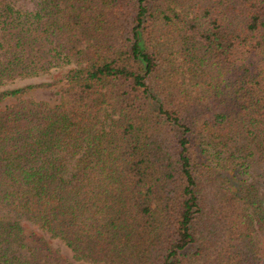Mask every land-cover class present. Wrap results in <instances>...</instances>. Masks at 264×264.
I'll return each mask as SVG.
<instances>
[{"label":"trees","instance_id":"16d2710c","mask_svg":"<svg viewBox=\"0 0 264 264\" xmlns=\"http://www.w3.org/2000/svg\"><path fill=\"white\" fill-rule=\"evenodd\" d=\"M72 64L0 91V264H264V0H0V89Z\"/></svg>","mask_w":264,"mask_h":264},{"label":"rangeland","instance_id":"374dc122","mask_svg":"<svg viewBox=\"0 0 264 264\" xmlns=\"http://www.w3.org/2000/svg\"><path fill=\"white\" fill-rule=\"evenodd\" d=\"M76 67L75 64L64 66L62 68L54 69L49 74L41 75L38 77L17 79L9 82L2 87L0 91H14L27 88L29 86L34 89L29 90L26 94L22 95L21 98H33L37 101H43L50 105H56L60 99V89L66 84L63 81L64 75L72 68ZM56 84L53 88H44L43 85ZM17 101V97H10L0 102V108H5ZM52 246L60 252V255L64 258V264H89L88 262L79 260L70 248L60 239L52 238L51 235L45 233Z\"/></svg>","mask_w":264,"mask_h":264}]
</instances>
